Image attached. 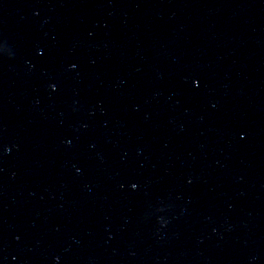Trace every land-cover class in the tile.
<instances>
[{
    "label": "water",
    "instance_id": "obj_1",
    "mask_svg": "<svg viewBox=\"0 0 264 264\" xmlns=\"http://www.w3.org/2000/svg\"><path fill=\"white\" fill-rule=\"evenodd\" d=\"M0 264H264V0H0Z\"/></svg>",
    "mask_w": 264,
    "mask_h": 264
}]
</instances>
